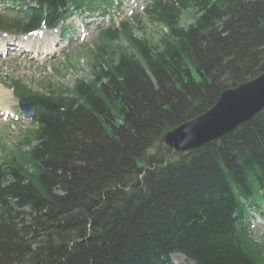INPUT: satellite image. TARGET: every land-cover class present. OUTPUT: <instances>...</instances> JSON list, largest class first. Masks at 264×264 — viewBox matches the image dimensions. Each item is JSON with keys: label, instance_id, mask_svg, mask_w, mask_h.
Segmentation results:
<instances>
[{"label": "trees", "instance_id": "obj_1", "mask_svg": "<svg viewBox=\"0 0 264 264\" xmlns=\"http://www.w3.org/2000/svg\"><path fill=\"white\" fill-rule=\"evenodd\" d=\"M144 13L156 42L134 34L142 16L122 22L90 50L88 77L29 95L34 126L1 157L0 264H168L172 252L264 264L241 202L264 190V110L191 155L149 152L264 71V0H151ZM17 23L0 14L5 30L34 20Z\"/></svg>", "mask_w": 264, "mask_h": 264}, {"label": "rangeland", "instance_id": "obj_2", "mask_svg": "<svg viewBox=\"0 0 264 264\" xmlns=\"http://www.w3.org/2000/svg\"><path fill=\"white\" fill-rule=\"evenodd\" d=\"M139 4V3H138ZM140 11V4L137 10L134 13ZM161 26L146 22L145 27L135 28L134 34L136 37L142 38H151L153 42H156L160 32ZM76 35H79V30H76ZM0 36L9 37L6 33H0ZM95 37L94 30H91L87 37L82 39L75 38L74 42L71 43L68 48L61 50V53L58 56L52 57L45 66H40L36 63L30 62L29 60L22 59L16 55L5 56L0 58V81L6 85V88L9 89L11 82L13 80H21L30 90L36 92L42 89L45 86L46 82H57L59 81L66 87H72L73 82L76 78L88 77L91 71V57L89 51L86 50L83 45L89 43ZM122 46H125V38L121 37L119 40ZM59 50V48H57ZM62 54H66L70 57L71 61L68 63L66 58L62 57ZM45 64V65H46ZM55 69H58V73L55 72ZM10 99L5 104L8 106V109H12L15 112H19L17 106V99ZM20 113V112H19ZM10 119L7 118L4 121L0 118V138L1 144H5L7 148H11L19 138H21V132H24L30 127V120L25 117H20L18 121L8 122ZM3 154L0 148V156ZM1 160V159H0ZM253 226V236L257 240L264 241V223L261 220H256L252 224ZM175 262L177 264H190L187 262L181 255H174ZM175 264V263H174Z\"/></svg>", "mask_w": 264, "mask_h": 264}, {"label": "water", "instance_id": "obj_3", "mask_svg": "<svg viewBox=\"0 0 264 264\" xmlns=\"http://www.w3.org/2000/svg\"><path fill=\"white\" fill-rule=\"evenodd\" d=\"M21 109L33 115V104L22 99ZM264 109V71L254 79L222 91L201 115L166 132L161 142L184 156L220 138Z\"/></svg>", "mask_w": 264, "mask_h": 264}, {"label": "bare ground", "instance_id": "obj_4", "mask_svg": "<svg viewBox=\"0 0 264 264\" xmlns=\"http://www.w3.org/2000/svg\"><path fill=\"white\" fill-rule=\"evenodd\" d=\"M190 10H191L190 7H188V8L186 9V11H187V15L189 14ZM55 35H56V34H54V33H46V36H47V37L52 38V42L48 44L49 47L52 48V50H55V47H56L55 42L59 40V36H58V37H54ZM53 37H54V38H53ZM42 48L46 49V48H48V47H47V46H43ZM9 94H10V92H9L8 90H3V89H1V86H0V106H2V104H3L4 101H6V100H8V99L11 98V97H9ZM228 133H230V132H226V133H224V134L220 137V139H221L223 136L227 135ZM172 258H173V260L175 261V258H174V257H172Z\"/></svg>", "mask_w": 264, "mask_h": 264}]
</instances>
